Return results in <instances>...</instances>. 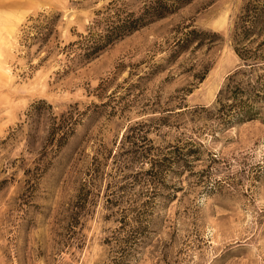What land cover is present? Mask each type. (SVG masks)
I'll return each mask as SVG.
<instances>
[{
    "label": "rangeland",
    "instance_id": "374dc122",
    "mask_svg": "<svg viewBox=\"0 0 264 264\" xmlns=\"http://www.w3.org/2000/svg\"><path fill=\"white\" fill-rule=\"evenodd\" d=\"M256 1L190 0L73 63L67 45L151 0H0V264H108L125 211L130 264H264V109L213 114L230 74H264L235 50Z\"/></svg>",
    "mask_w": 264,
    "mask_h": 264
},
{
    "label": "trees",
    "instance_id": "16d2710c",
    "mask_svg": "<svg viewBox=\"0 0 264 264\" xmlns=\"http://www.w3.org/2000/svg\"><path fill=\"white\" fill-rule=\"evenodd\" d=\"M188 1L190 0H151L140 15H123L118 12L101 30L95 31L90 28L79 40L67 45L65 48L68 50L69 58L73 63L91 60L108 46L148 23L174 12L179 5ZM256 30L259 32L264 30V0L249 2L235 29V50L250 68H254L255 64L247 63L249 60L264 57L259 54L264 46V39L254 50L245 44ZM239 74L238 72L230 74L218 95V106L213 114L223 127L256 119L264 109V74L254 77L252 72L249 74L243 72L244 77L238 78ZM74 117L75 112H70L67 117L54 122L49 132V142H55L61 147L72 133ZM107 201L111 206L117 203L116 198L113 200L107 198ZM127 216L125 211L122 218L124 226L115 230L114 234L106 239L112 253L108 264H130L134 249L143 234L139 227L125 232Z\"/></svg>",
    "mask_w": 264,
    "mask_h": 264
}]
</instances>
